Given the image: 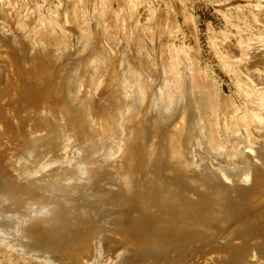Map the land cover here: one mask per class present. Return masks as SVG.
Segmentation results:
<instances>
[{
  "label": "rangeland",
  "instance_id": "obj_1",
  "mask_svg": "<svg viewBox=\"0 0 264 264\" xmlns=\"http://www.w3.org/2000/svg\"><path fill=\"white\" fill-rule=\"evenodd\" d=\"M32 61L42 75L24 81ZM39 107L41 126L30 121ZM0 111L5 176L53 188L32 184L7 209L0 198V264H66L48 239L21 237L56 231L51 218L66 213L75 219L61 223L62 242L88 245L79 264H146V234L177 231L234 238L237 254L227 260V242L198 256L186 246L176 258L188 260L154 264H264V0H0ZM173 170L208 180L195 194ZM245 195L253 219L235 207ZM188 244L174 240L173 252Z\"/></svg>",
  "mask_w": 264,
  "mask_h": 264
},
{
  "label": "bare ground",
  "instance_id": "obj_2",
  "mask_svg": "<svg viewBox=\"0 0 264 264\" xmlns=\"http://www.w3.org/2000/svg\"><path fill=\"white\" fill-rule=\"evenodd\" d=\"M2 32V31H1ZM95 36V35H94ZM96 37V36H95ZM95 37H94V39H95ZM97 37H99V36H97ZM97 39V38H96ZM13 41V40H12ZM15 41V40H14ZM10 42V41H9ZM92 42V41H91ZM96 42V41H95ZM99 42V41H98ZM112 42V41H111ZM115 42V41H114ZM90 43V42H89ZM107 44V43H106ZM112 44H114V43H112ZM15 45V44H14ZM102 47H105V46H102ZM115 47V46H114ZM7 48H9V47H7ZM40 48V47H39ZM99 48V47H98ZM4 49H6V48H4ZM14 49H16V48H14ZM100 49V48H99ZM106 49V48H105ZM121 49V48H120ZM8 50V49H7ZM19 50V49H18ZM123 50V49H122ZM36 51V50H35ZM98 51V50H97ZM100 51H102V50H100ZM3 52V51H2ZM103 52V51H102ZM10 53V52H9ZM41 53V52H40ZM47 53V52H46ZM109 53V52H108ZM114 53V52H113ZM7 54H8V52H7ZM12 54V53H11ZM104 55V54H103ZM8 56H10V55H8ZM17 56V55H16ZM58 56V55H57ZM14 57V56H13ZM21 57V56H20ZM27 57V56H26ZM25 57V58H26ZM32 58V57H31ZM42 59V58H41ZM59 59V58H58ZM19 60V59H18ZM22 60H24V59H22ZM33 60V59H32ZM54 60V59H53ZM21 61V60H20ZM19 61V62H20ZM35 61V60H34ZM38 61V60H37ZM95 61V60H94ZM99 61V60H98ZM15 62L16 61H11V63H12V67H13V65H15ZM33 62V61H32ZM58 62V61H57ZM24 65H25V67H24V72H23V74H22V76L24 77H22L23 78V80L24 81H26L27 79H31L32 77H33V74H36L37 72L39 73L40 72V70H41V68H40V70L38 69V66L39 65H37V66H35V63L33 62V63H24ZM42 65V64H41ZM18 66H19V64L16 62V68H18ZM8 67H9V65H8ZM10 68V67H9ZM22 69V68H21ZM42 69H43V67H42ZM8 71H9V69H8ZM46 71V70H45ZM132 71V70H131ZM9 73H10V71H9ZM37 73V74H38ZM41 73V75H42V72H40ZM39 73V74H40ZM49 74V73H48ZM45 75V74H44ZM134 75V74H133ZM10 76V75H9ZM36 76V75H35ZM47 76V75H46ZM141 77V76H140ZM35 78V77H34ZM41 79V78H40ZM146 79V78H145ZM23 80H22V86H23V84L25 85L26 83V85H28V82H23ZM35 80V79H34ZM82 80V79H81ZM15 81V80H14ZM27 81H29V80H27ZM4 82V81H3ZM30 82V81H29ZM97 82V81H96ZM19 84V85H20ZM188 86V85H187ZM45 87V86H44ZM23 88V87H22ZM24 88H25V86H24ZM26 89V88H25ZM188 90V89H187ZM185 91H186V89H185ZM7 92V91H6ZM92 92V91H91ZM92 94V93H91ZM91 94H90V96H91ZM184 94V93H183ZM66 97V95H63V98H65ZM62 99V98H61ZM62 101V100H61ZM3 102V101H2ZM29 102V101H28ZM64 102V101H63ZM23 103V102H22ZM3 104V103H2ZM10 104V103H9ZM31 104V102L29 103V105ZM64 104V103H63ZM88 104V103H87ZM29 105H27V106H29ZM8 106V105H7ZM3 107H5V106H3ZM31 107V106H30ZM43 107V106H42ZM28 108V107H27ZM199 108V107H198ZM3 109V108H2ZM30 109H33V108H30ZM30 109H28L29 111H30ZM27 110V109H26ZM27 110V111H28ZM25 111V110H24ZM23 111V112H24ZM26 111V112H27ZM61 111V110H60ZM1 112V111H0ZM21 112V111H20ZM47 108L45 107V108H41V107H39V109L37 110V114L34 116V117H32L31 118V122L33 121L34 122V124L35 123H37V125L38 126H41L45 121H46V117H47ZM60 113V112H59ZM22 114V113H21ZM20 114V115H21ZM69 114V116L67 117V118H69V119H71V122L73 123L74 122V119L76 118L78 121L77 122H75V125L77 126V125H79V124H84V120H83V118H82V114H81V112H79V111H74L73 110V112H71L70 111V113H68ZM9 115V114H8ZM16 115H18V114H16ZM38 115V116H37ZM66 115V114H65ZM25 116H26V114H25ZM28 116V115H27ZM58 117V116H57ZM60 117V116H59ZM58 117V118H59ZM63 119V118H62ZM1 120V119H0ZM66 120V119H65ZM26 121H28V120H26ZM29 121V122H30ZM59 121H60V119H59ZM5 122V121H4ZM28 123V122H27ZM63 124H65V123H60V124H58L57 126H61V125H63ZM36 125V124H35ZM176 127H177V125H176ZM178 127H180V126H178ZM177 129V128H176ZM23 130V129H22ZM178 131V130H177ZM177 135V134H176ZM178 136V135H177ZM180 136V135H179ZM178 136V137H179ZM6 140V139H5ZM14 140V139H13ZM150 155V154H149ZM178 156H179V154L177 155V154H175V153H171L170 154V157H169V159L166 161V162H168V163H166V164H169V167L170 166H172L171 168H173L174 167V161H176V160H178L177 158H178ZM3 158V157H2ZM183 158V157H182ZM181 159V158H180ZM147 160V158L145 157V156H142V155H139L138 157H137V161L139 162V166H137V164H136V173L138 172V171H141V165L143 166V164H144V162ZM182 161V160H181ZM5 162V161H4ZM11 162V161H10ZM14 162V161H13ZM12 162V163H13ZM187 162V161H186ZM7 163V162H6ZM15 163V162H14ZM174 163V164H173ZM185 163V162H184ZM184 163H182V164H184ZM11 165V164H10ZM14 165V164H13ZM1 166V165H0ZM15 166H17V169L16 170H18V173L19 174H21L19 171H20V169H21V166L19 165V163H17V165H15ZM177 166V165H176ZM7 167V166H6ZM11 168H12V166H11ZM7 169V168H6ZM6 169H4L3 167H0V198H1V200H2V202H3V206L1 207L2 209H7V208H9L11 205L14 207V205L15 206H21V205H23L24 204V200H23V197L22 196H15V193L17 192V191H22L23 193H27L29 190H30V188L32 187V184H40V185H42V183H44V185H45V178H42V177H37V176H35L34 174L33 175H29L30 176V178L29 179H31V181L32 182H30L29 184H22V183H20L19 182V180H16V182H13V180L12 179H15V177H10V178H8V177H6L5 175H6V173L5 172H9L8 170H6ZM14 169V168H13ZM15 170V169H14ZM168 170H170V169H168ZM178 171L179 170H177V171H175V170H173V172H175L174 174L173 173H171V177H172V179H174V181H175V179H177V177H178V179L180 180V179H182V173L184 172V173H187V178H186V180H185V183H187V184H190V187H193L194 188V193L195 194H197L198 192H197V190H199L200 191V189L205 185L204 184V182L205 181H207L208 179H206V178H204V177H197L196 175H194V173H192V174H190V173H188L189 172V170H183V172L182 173H178ZM181 171V170H180ZM17 174V173H16ZM173 174V175H172ZM2 176V177H1ZM264 176V175H263ZM262 176V177H263ZM19 178H20V176H18ZM22 178V177H21ZM26 178V177H25ZM2 179V180H1ZM17 179V178H16ZM132 179H133V177H132ZM28 180V179H27ZM210 181H211V179H209ZM26 182V181H25ZM217 183V182H216ZM47 184V183H46ZM215 184V183H214ZM228 184V183H227ZM46 186V185H45ZM136 187H135V189L137 188V186L138 185H135ZM47 187V189L51 192L52 190H53V188H51V186L50 187H48V186H46ZM134 189V190H135ZM226 192H229L228 191V189L227 188H220V187H216V188H214L213 189V191H212V193L214 194V195H219V194H221V195H224ZM251 197L254 199V195H252V196H250L249 197V195H245V196H242V197H240V199L236 202V204H235V207H236V209L237 210H239V211H241L240 209H242V210H244V211H250V207H252V205L253 204H249L247 207H245V208H243L244 207V205L248 202V201H251ZM218 208V206H207V207H205V210H204V213H205V215H209V214H211L212 212H214L216 209ZM250 208V209H249ZM263 210V209H262ZM251 212V211H250ZM132 215V214H131ZM230 215H232V216H235V214L233 213V212H231L230 213ZM130 216V215H129ZM250 216V217H249ZM26 217V215L25 214H21L20 216H19V219H22V218H25ZM136 217V216H135ZM162 217H164V216H162ZM247 218L249 217V219H253L254 218V214H252V212L248 215L247 214V216H246ZM28 218H33L32 216H29ZM153 218H155V217H153ZM246 218V219H247ZM51 219H53L54 221H56L55 223H56V226L55 227H53L52 228V230H56V231H50V232H47V234L45 233V232H39V233H36V234H34V236L32 235L31 236V233L33 232L32 230H26L25 231V229L24 230H22L23 231V235L21 236V237H23V236H25V239H26V241L28 242V244H31V241H33V240H38V237H41V238H43L42 240L44 241V239L46 238V239H48L49 241H50V244L51 245H49V243H48V245L51 247V248H53V249H56V251H55V253H57L58 255L59 254H61V255H63L64 257L63 258H65V259H67L68 260V262L66 263V264H79L80 262H79V260H80V253L81 252H83V251H85L86 250V246H88V245H84L83 244V247H82V244H80V242L78 241V240H71V241H69V242H62V237H59V235L61 234V231H64L65 229H62L61 227H62V225H61V223H64L65 221H68V220H72L73 221V219H75V214H71V213H66V214H64V216L61 218V219H59V220H57V219H55V218H51ZM133 219V218H132ZM138 219H139V216H137V218L135 219L136 220V222L138 221ZM183 219H185V221L187 222V221H189V222H192L193 224H195L194 222L196 221V220H193V219H190L189 217H187V216H185V217H183ZM230 219H231V217H230ZM18 220V219H17ZM17 220L12 224V225H14L16 222H17ZM120 220H121V218H120ZM164 221V220H163ZM142 222H144V219H139V221L135 224V225H137V224H140V223H142ZM151 222H152V220H151ZM153 223V222H152ZM159 223V222H158ZM232 223V222H231ZM154 224V223H153ZM11 225V227H9L10 229L12 228V227H15L16 225H14V226H12ZM116 226V225H115ZM120 227H121V225L120 226H118V228H119V230H120ZM137 228V227H136ZM115 229V228H114ZM131 229H132V227H131ZM156 229L158 230V227L156 226ZM124 230V229H123ZM130 230V229H129ZM25 231V232H24ZM66 231V230H65ZM68 231V234L69 233H71V231L70 230H67ZM66 231V232H67ZM131 231V230H130ZM159 232H160V230H158ZM230 231V230H229ZM73 232H76L75 230H73ZM125 232H126V230H125ZM124 232V233H125ZM170 233H173L174 231H169ZM64 233V232H63ZM127 233V232H126ZM177 233H178V236H171L170 234H169V237H167V238H165V239H160V238H162V237H158V236H154V237H149L147 234H146V237H145V239H147L148 241V243H151L152 245H153V247L152 248H147V249H145L144 251L145 252H143V253H145L147 256H149L148 257V259H149V262H147L146 264H154V263H159V262H161V260L162 259H167V261L168 260H173V259H179V261L180 260H182V261H184L185 259L186 260H188L189 258H186L185 256L184 257H180V258H176V256L177 257H179L178 255H176V254H180V252L186 247V246H190V247H195V246H199L200 248V250H198V249H196L195 248V250L193 251V252H191V253H187L186 255H191V254H198V252H201V251H203L204 250V247L205 246H207L208 247V251L209 250H211V248H218V247H221L224 243H229L228 241H231L230 243H234V244H236L238 241H236V242H233V240H234V238H232V239H230V240H226L225 242H223L222 243V241L223 240H221V239H219V238H213L212 237V235H210L208 232H204L203 234H202V236H198V235H196L195 237L194 236H192V235H189V234H187V233H182V232H178L177 231ZM25 234V235H24ZM65 234V233H64ZM117 234H120V233H117ZM223 234V233H222ZM49 235H51V236H53V237H49ZM85 235V234H84ZM224 235V234H223ZM86 236V235H85ZM134 237V236H133ZM142 237V236H141ZM29 238V239H28ZM115 238V237H114ZM135 238H136V236H135ZM83 239V238H82ZM137 239H138V237H137ZM177 239H182V240H186L187 242H189V244L188 245H184L180 250H179V252H177V253H175V252H173V249H175L174 248V246H173V241L174 240H177ZM40 241V240H39ZM42 241V242H43ZM47 241V240H46ZM180 241V240H179ZM126 242V241H125ZM143 242V241H142ZM147 242H143V245L144 244H147ZM26 243V242H25ZM25 243H23V244H25ZM201 243H202V245H201ZM226 243V244H227ZM230 243L229 244H227L226 246L228 247L227 249H226V252H227V255H226V258H227V260H228V258L230 257V256H232V255H234V254H237V253H235V251H237V246H235V245H233V244H231L230 245ZM239 243V242H238ZM91 243H89V245H90ZM127 244V243H126ZM137 244V243H136ZM254 244V243H253ZM39 245V244H38ZM138 245V244H137ZM255 245V244H254ZM26 246H27V244H26ZM44 246V245H43ZM38 247V246H37ZM90 247V246H89ZM138 247V246H137ZM224 247H225V245H224ZM251 247V246H250ZM249 247V249H248V251H252L253 250V248H250ZM242 248V247H241ZM77 250V251H76ZM137 250V249H136ZM241 250V249H240ZM87 251V250H86ZM141 251V250H140ZM247 252V249L245 250L244 248H243V251H241V253L242 254H244V255H242L241 253L240 254H238V255H236L237 257L239 256V257H241V259L243 260L245 257H246V255L245 254H247L246 252ZM46 252V251H45ZM79 252V253H78ZM240 251H238V253H239ZM129 253V252H128ZM132 253V252H131ZM136 253V252H135ZM134 253V255H136ZM139 253V252H138ZM144 254V255H145ZM250 254V253H249ZM252 254V253H251ZM61 255H59L60 256V259H61ZM143 255V256H144ZM225 255V254H224ZM56 256V255H55ZM143 256L141 255V260L143 261ZM146 256V257H147ZM198 256V255H197ZM218 256H219V254H218ZM235 256V257H236ZM145 257V256H144ZM192 258V257H191ZM205 258V257H204ZM57 259V258H56ZM59 259V258H58ZM237 259H239V258H237ZM237 259H236V261H237ZM240 260V259H239ZM242 260H240V261H242ZM246 260V259H245ZM140 261V260H139ZM138 261V262H139ZM247 261V260H246ZM59 263L60 264H62V263H64V261H59ZM201 263V262H200ZM247 263V262H246ZM56 264V263H55ZM58 264V263H57ZM227 264V263H226ZM245 264V263H244Z\"/></svg>",
  "mask_w": 264,
  "mask_h": 264
}]
</instances>
